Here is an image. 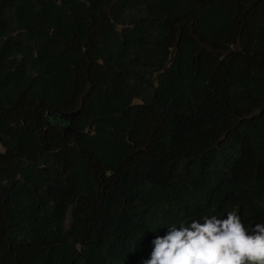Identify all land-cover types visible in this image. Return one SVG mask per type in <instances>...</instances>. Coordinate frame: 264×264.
I'll use <instances>...</instances> for the list:
<instances>
[{
	"label": "trees",
	"instance_id": "16d2710c",
	"mask_svg": "<svg viewBox=\"0 0 264 264\" xmlns=\"http://www.w3.org/2000/svg\"><path fill=\"white\" fill-rule=\"evenodd\" d=\"M0 147V264L264 223V0H0Z\"/></svg>",
	"mask_w": 264,
	"mask_h": 264
},
{
	"label": "clouds",
	"instance_id": "9594fccd",
	"mask_svg": "<svg viewBox=\"0 0 264 264\" xmlns=\"http://www.w3.org/2000/svg\"><path fill=\"white\" fill-rule=\"evenodd\" d=\"M166 228L140 264H264V223L249 230L234 210Z\"/></svg>",
	"mask_w": 264,
	"mask_h": 264
},
{
	"label": "rangeland",
	"instance_id": "374dc122",
	"mask_svg": "<svg viewBox=\"0 0 264 264\" xmlns=\"http://www.w3.org/2000/svg\"><path fill=\"white\" fill-rule=\"evenodd\" d=\"M0 152H4V149L2 147H0Z\"/></svg>",
	"mask_w": 264,
	"mask_h": 264
}]
</instances>
